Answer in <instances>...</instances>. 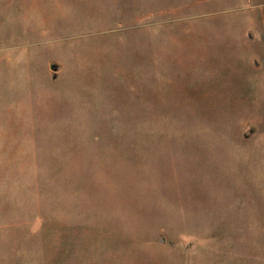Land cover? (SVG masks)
Here are the masks:
<instances>
[{
	"label": "rangeland",
	"instance_id": "rangeland-1",
	"mask_svg": "<svg viewBox=\"0 0 264 264\" xmlns=\"http://www.w3.org/2000/svg\"><path fill=\"white\" fill-rule=\"evenodd\" d=\"M0 264H264V0H0Z\"/></svg>",
	"mask_w": 264,
	"mask_h": 264
},
{
	"label": "water",
	"instance_id": "water-1",
	"mask_svg": "<svg viewBox=\"0 0 264 264\" xmlns=\"http://www.w3.org/2000/svg\"><path fill=\"white\" fill-rule=\"evenodd\" d=\"M51 70L53 71V72H56V70H57V67L55 66V65H53V66H51ZM55 76L53 77V80H55Z\"/></svg>",
	"mask_w": 264,
	"mask_h": 264
}]
</instances>
